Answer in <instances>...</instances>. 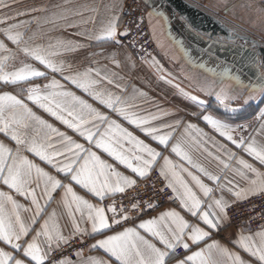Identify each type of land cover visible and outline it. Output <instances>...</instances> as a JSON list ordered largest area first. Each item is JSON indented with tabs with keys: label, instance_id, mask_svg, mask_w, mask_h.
I'll return each mask as SVG.
<instances>
[{
	"label": "snow or ice",
	"instance_id": "6c2138e0",
	"mask_svg": "<svg viewBox=\"0 0 264 264\" xmlns=\"http://www.w3.org/2000/svg\"><path fill=\"white\" fill-rule=\"evenodd\" d=\"M65 2L67 3L68 0ZM4 6L7 7L8 5ZM42 10L33 9L32 11ZM98 11L97 8L89 6H82L78 9L62 8L60 12L53 13L52 18L46 22L56 24L59 21H64L66 22L65 28H79L81 24L95 23V16L82 19L79 23L72 22V17H84L85 12L98 13ZM26 14L18 12L16 16ZM149 15L159 17L164 21L169 39L176 44L178 51L190 67L211 74L214 77L215 85L221 86L217 91L212 85H202L197 88V91L202 92L205 96L214 97L215 101L223 107L222 116L224 118L220 119L196 112H193L192 115L197 116V118L202 116L203 120L219 136L230 141L236 147L243 148L249 156L264 166V145H258L254 136L248 140L243 134L239 136V139L235 138L234 133H243L247 131L248 126L245 124L233 125L228 122L237 119L244 109L230 106V101L235 97L230 96L222 85L225 81L231 80L240 86L242 83L240 77L232 73L229 68L217 71L208 68L203 63H196L189 55L183 42L177 41L172 36L169 19L162 8L153 6ZM16 16L5 15L0 18V24L15 20ZM118 21L119 15H114L102 23V27L95 35H89L87 31L77 32L75 35L83 36L87 40L110 41L119 44L120 41L117 39ZM30 23L31 21L11 23L6 28L0 29V32L26 56L38 61L53 73H60L65 80L70 81L101 105L139 128L153 141L165 147L168 146L171 133H162L161 128H170L172 125L151 126V121L159 119V116H140L133 111L138 107L134 103V97H124L109 88L102 87V84L106 82L108 85H113L120 93L127 91L126 86L116 83L115 73L109 76L102 73L101 70L91 67L82 72H73L71 64H66L63 60L53 59L64 53L75 52L84 45L78 41L59 38L54 42L50 41L47 47L34 44L35 34L25 39L26 25ZM22 27L25 28L24 31L19 30ZM119 35H127V31L119 33ZM241 39L248 43L246 37H241ZM252 44L255 47L254 41ZM0 52L9 53L8 56L0 57V81L16 84L28 82L33 77L46 76L45 72L37 70L30 64H24L12 72H5L4 62L10 58L11 50L2 41H0ZM113 62L117 65L119 63L114 59ZM151 63L156 71L161 74V79H164L166 83L173 84L175 77L172 76V73L167 72L155 57H152ZM252 63H255L254 57ZM66 72L69 74L65 75ZM168 77H172V79ZM255 79V83L249 82L250 91L253 95L244 101L245 105L249 107L252 106V103L258 104L260 101H264V74L255 77ZM173 86L195 106L200 108L207 106L208 101L184 91L178 84H173ZM43 89L44 91L39 84L31 85L27 89V99L54 116L68 128L76 131L90 146L85 147L84 144L77 143L71 137L53 128L52 125L36 116L22 99L7 92L0 94V133L9 137L16 145L13 149L0 142V184L6 186L11 192L25 197V199L30 198L31 205L34 206L33 211L32 208L18 203L10 192L0 190V244L4 246L0 247V264H45V261L49 260L50 253L56 249L65 245L71 247L79 237H94L95 235H101L104 238L90 245L89 250H102L109 259L104 260L100 257L90 256L86 260L73 261L65 257L58 261V264H166L167 258L178 257L177 249H182L184 253L188 254L182 258H177L176 264H252L253 260L256 264H264V225L254 233L245 234L244 230L240 229L236 238L231 241L250 257L248 260L243 259L238 253L230 251L216 241L205 244L202 248L199 247L202 242L211 238L212 230L219 231L222 227L227 226L230 221L227 209L231 204L223 196L218 199L212 198L207 204V210H205L203 208L205 200L197 195L192 185L205 198H211L214 189L187 168L173 164L168 157H164V166L160 169L161 176L167 181L166 186L171 188L173 193H177L181 207L191 216L198 217L208 230L190 224L179 212L169 210L162 213L158 218L142 221L136 227H126L122 231L112 232L114 226L121 227L122 221L129 220V210L123 204L117 205L115 201L104 207L94 205L78 195L73 184L103 201L105 198H112L117 194H125L128 189L136 185V180L123 175L113 165L101 159L92 150V147L101 149L140 178L148 176L161 153L121 127L115 120L110 119L87 101L76 96L75 93L62 90L63 85L55 79L43 85ZM49 89L51 91H48ZM134 93L139 96L146 95L138 89H134ZM167 114L165 113V115ZM256 118L260 121V125L255 131L257 135H264V109L259 111ZM33 122L40 128L34 129L36 134L30 136L28 130L33 128ZM105 125L104 131L101 132V127ZM42 129H47L48 133L60 137V144L63 147L57 148L50 134H45L38 140L37 137L40 136ZM190 130L201 131L196 128V125L189 123L185 132L188 133ZM125 143L131 147H125ZM220 149L227 152L224 145H220ZM171 150L201 175L219 185L220 177L193 162L188 153L182 150L179 143L173 145ZM25 152L33 154L40 161L55 169L57 173L63 174L69 182L65 184L61 179H57L56 176L45 171L44 168L30 160L24 154ZM235 158V153L227 152L228 161ZM238 163L240 168L236 170V173L246 182V186L240 188L233 181H228V184L221 190L232 193L236 201L264 196V172L246 160L240 159ZM220 164L225 169L230 166L225 160H220ZM183 173L190 177L191 183L184 178ZM41 184L43 185L42 198H47L44 205L40 203L36 193V188H40ZM61 188L64 190L63 203L69 210L68 214L72 217L71 232L64 235L60 225L54 219L55 213H52L50 218L41 225L35 236L28 240L27 237L32 231V225L38 222V217L42 215L47 202L53 198L52 193ZM140 207L139 202L131 204L132 209ZM21 211L32 212L30 223H25ZM106 212H111L112 216L109 217ZM76 213H80L79 221L76 219ZM85 219L91 223L90 231L82 229L80 226V222ZM137 229L144 230L152 238L158 240L163 248L157 247L155 243L141 235ZM105 232H112V234L105 235ZM41 237L44 238L43 244L46 245V249L41 246ZM193 247L196 248L195 251H193ZM76 255L82 257L83 251H78Z\"/></svg>",
	"mask_w": 264,
	"mask_h": 264
},
{
	"label": "crops",
	"instance_id": "0c3cea01",
	"mask_svg": "<svg viewBox=\"0 0 264 264\" xmlns=\"http://www.w3.org/2000/svg\"><path fill=\"white\" fill-rule=\"evenodd\" d=\"M126 0H0V18L5 15L16 16L18 12L27 13L26 15L16 16L15 20H9L6 23L0 24V29L6 28L8 24L18 23L19 21H31L30 24L26 25L27 31L25 39L35 34L34 44H39L47 47L49 42H54L57 38L63 40L78 41L84 47L78 49L75 52L64 53L61 56L54 57L53 59L59 61L63 60L66 64L73 66L72 71H84L91 67L101 70L102 73H106L109 76L115 73V81L122 86H126L127 91L120 93L113 85H108L106 82L102 84V87L109 88L113 92H117L124 97H134V103L138 105L133 111L137 112L140 116H159V119L152 120L151 126L161 127L163 125H172V127H162V133H171V138L167 147L160 145L158 142L153 141L150 137L146 136L139 128L128 123L122 117L112 112L110 109L101 105L97 100H94L87 93L82 91L73 85L70 81L65 80L60 73H53L50 69L45 68L38 61L31 59L20 51L15 44L7 39V37L0 32V41H2L8 49L11 50V56L6 60L4 71L12 72L21 68L24 64H30L41 72H45V77H33L28 82H18L16 84L5 83L0 81V94L5 92L22 99L28 107L39 116L41 119L52 125L53 128L59 132L64 133L66 136L71 137L72 140L77 143L84 144L85 147L90 145L87 141L81 137L76 131L68 128L61 121L57 120L54 116L50 115L45 110L41 109L34 102L27 99V89L33 84L41 85L42 91L43 85L48 84L51 80L55 79L61 85L62 90L70 91L75 93L81 99L87 101L94 108L107 115L110 119L115 120L121 127L127 129L137 138L143 140L156 151L161 153V156L157 158L152 170L164 166V157H168L173 164L187 168L193 174L200 176L201 180L214 189L211 198L203 197L202 193L193 186V190L197 192V195L201 199L205 200L203 208L207 210V204L210 203L212 198H223L233 203L236 201L232 193L227 190H221L228 181H233L234 184L239 185L240 188L246 186V182L236 173V170L240 168L238 160L243 159L248 163L253 164L261 172H264V166H261L251 156H249L243 148H238L233 145L230 141L219 136L200 116L192 115L193 112L202 113L203 115H211L216 118L223 119L222 116L223 107L220 106L214 97L205 96L202 92L197 91V88L202 85H212L219 91L221 86H217L214 83V77L204 72L201 69L192 68L186 62L184 57L178 51L176 44L173 43L168 36V30L164 26V21L159 17L150 16L149 13L152 11L153 6L162 8L167 15L170 22V31L173 37L177 41H182L185 48L188 50L189 55L193 58L196 63H203L208 68L222 71L224 68H229L232 73L238 75L241 79V85L234 84L231 80L224 82L222 87L230 96H234L235 99L230 101V106L235 108H243V113L234 120L228 121L233 125L245 124L248 126L247 131L241 133H234L235 138L239 139L241 134L244 135L246 140L251 137H255L258 145H264V135H257L256 129L259 128L260 121L256 118L257 114L261 109H264V101L252 103L249 107L245 105L244 101L253 93L250 91V81L255 83V77L264 74V67L261 63L260 56L256 50L252 48L250 44L242 43H229L221 40L211 39L207 35L201 34L196 31L188 20L178 13L172 6H170L165 0H144L147 5V17L150 25L152 37L157 45V50L152 53L147 59L139 60L132 50L122 42V22H123V10ZM200 6L202 9L210 12L221 20H223L229 26H232L238 32L243 35L259 41L264 44V0H188ZM4 5H8L5 7ZM82 6H89L97 8L98 13L85 12L84 17L74 16L72 22L79 23L82 19L95 16V23L81 24L79 28H65L64 21H59L56 24L48 23L46 20L52 18L53 13H58L62 8L78 9ZM122 6V10H121ZM33 9H43L42 11H32ZM114 15H119L118 21V36L117 39L120 41L119 44L113 42H97L94 40H87L83 36L75 35L77 32L87 31L89 35H95L99 32L102 27V23L110 19ZM24 31L25 28L19 29ZM90 45V46H89ZM7 52H0V57L8 56ZM155 57L160 64L172 73L175 77L173 84H178L184 91L191 93L192 95L198 96L200 99L208 101L205 108L195 106L191 101H188L183 97L173 84L166 83L164 79L160 78V73L153 67L151 60ZM255 58V63H252V58ZM118 61V65L113 62ZM69 73H65L68 75ZM172 79V77H168ZM134 89L145 93V96H139L134 93ZM60 90V89H58ZM48 91H51L49 89ZM258 95V94H257ZM251 103V102H250ZM165 113H168L165 115ZM179 122V123H178ZM191 123L196 125V128L201 130H190L188 133L185 132L186 126ZM105 126H102L100 131L103 132ZM39 125H35L33 122V128L28 130L29 135H35L34 129H39ZM45 134L52 135V140L56 144L57 148L63 147L60 144V137L55 134L48 133L47 129L40 130V136L37 139H41ZM206 134V135H204ZM199 141V142H197ZM0 142L5 143L9 147L15 149V142L9 137L0 133ZM179 143L182 150L187 152L193 162L203 166L207 171L213 175L220 177L219 185L208 180L206 177L201 175L195 168H192L186 161L182 160L180 156H177L172 152V146ZM220 145H224L227 152L235 153V159L228 161L227 152L220 149ZM125 147H131L125 143ZM92 150L101 157V159L107 161V163L113 165V167L125 176H129L136 180V183L144 178H140L133 174L125 166L119 164L114 158L103 152L101 149H97L94 146ZM212 153V155H209ZM30 160L38 164L45 171L51 175L56 176L57 179H61L63 183L67 184L69 181L64 178L63 174H59L55 169L48 166L46 163L39 160L33 154L25 152ZM219 158V159H217ZM220 160H225L229 163L227 169L223 168L220 164ZM149 172V174L152 172ZM148 174V176H149ZM184 178L190 183V177L186 173H183ZM146 178V177H145ZM35 187V185H33ZM74 190L78 195L82 196L85 200L90 203L104 207L103 201L87 193L86 190L81 189L79 186L73 184ZM42 188H36L37 198L40 199L42 205L45 204L46 197L42 198ZM0 190L10 192L14 199L18 203L32 208L31 199H25V197L17 195L15 192H11L6 186L0 184ZM178 197L177 193H175ZM64 190L58 189L52 193V199L47 202L45 209L41 216L38 217V222L32 225V231L27 237L31 240L35 236L36 232L40 230L41 225L44 224L45 220L49 219L52 213H55L54 219L60 225L63 234L68 235L72 230V217L68 214L69 210L65 207L62 197ZM180 200V199H179ZM175 210L182 215L185 220L190 224L198 225L199 227L208 230L198 217H193L179 206L168 205L162 211L152 214L148 217L140 219L136 224L130 227H136L144 220L158 218L162 213ZM106 214L109 216L108 212ZM21 215L25 220V223H30V217L32 212L21 211ZM76 219L80 220V213L75 214ZM82 229L91 230V223L86 221L80 222ZM123 228L118 230H112V232L122 231ZM141 235L145 236L151 242L155 243L157 247L163 248V245L158 240L152 238L148 233L142 229H137ZM112 232H105V235H110ZM256 232V231H255ZM238 230L230 226V222L227 226L222 227L219 231L212 230L211 238L206 239L202 242L199 247H204L205 244L216 241L222 246L226 247L232 252L238 253L243 259L248 260L250 257L244 253L241 249L236 247L232 240L237 236ZM254 233V232H252ZM248 234V233H245ZM93 244L104 237L101 235H95L91 237ZM44 238L41 237V246L46 249V245L43 244ZM0 247H4L0 244ZM7 250V249H6ZM196 248L193 247V251ZM178 257H169L166 259V264H176L177 258H182L188 253H184L182 249H177ZM100 257L104 260L109 257L102 251H84L82 257H77L73 261L86 260L88 257ZM47 261V260H46ZM45 261V264H46ZM252 264H256L253 260Z\"/></svg>",
	"mask_w": 264,
	"mask_h": 264
},
{
	"label": "built area",
	"instance_id": "2783aa9c",
	"mask_svg": "<svg viewBox=\"0 0 264 264\" xmlns=\"http://www.w3.org/2000/svg\"><path fill=\"white\" fill-rule=\"evenodd\" d=\"M122 42L127 45L139 60L147 59L157 50V45L152 37L147 17V5L144 0H126L123 10ZM167 181L160 174L159 168H154L146 178L128 189L125 194H117L115 197L106 198L103 205H111L113 201L117 205L123 204L129 211V220L122 221L121 227L114 226L112 230H118L133 226L140 219L162 211L168 205H180V200L172 189L166 186ZM139 202L141 207L132 209L131 204ZM119 210V209H118ZM109 217L112 216L108 212ZM230 217V226L244 233L255 232L264 225V196L249 197L247 200L235 201L227 209ZM93 244L91 237H79L71 247L67 245L50 253L46 264H58L65 257L70 260L77 258L78 251H87Z\"/></svg>",
	"mask_w": 264,
	"mask_h": 264
},
{
	"label": "water",
	"instance_id": "95a60500",
	"mask_svg": "<svg viewBox=\"0 0 264 264\" xmlns=\"http://www.w3.org/2000/svg\"><path fill=\"white\" fill-rule=\"evenodd\" d=\"M172 6L178 13L184 16L191 26L201 34L207 35L211 39L221 40L229 43H242L250 44L260 56L261 63L264 67V44L249 38L242 33L238 32L232 26L226 24L216 15L207 12L200 6L189 2L188 0H165ZM231 33V36H230ZM241 37H246L248 43ZM255 42L253 47L252 42Z\"/></svg>",
	"mask_w": 264,
	"mask_h": 264
}]
</instances>
